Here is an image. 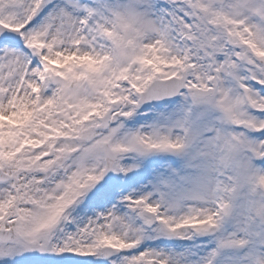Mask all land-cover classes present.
<instances>
[{
	"label": "snow or ice",
	"instance_id": "6c2138e0",
	"mask_svg": "<svg viewBox=\"0 0 264 264\" xmlns=\"http://www.w3.org/2000/svg\"><path fill=\"white\" fill-rule=\"evenodd\" d=\"M0 264H264V0H0Z\"/></svg>",
	"mask_w": 264,
	"mask_h": 264
}]
</instances>
